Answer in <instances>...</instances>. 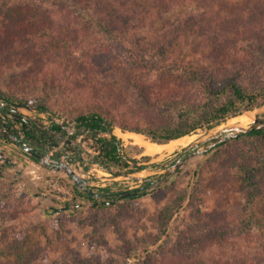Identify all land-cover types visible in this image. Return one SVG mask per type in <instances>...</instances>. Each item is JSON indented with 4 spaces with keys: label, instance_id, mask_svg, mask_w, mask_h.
Wrapping results in <instances>:
<instances>
[{
    "label": "rangeland",
    "instance_id": "374dc122",
    "mask_svg": "<svg viewBox=\"0 0 264 264\" xmlns=\"http://www.w3.org/2000/svg\"><path fill=\"white\" fill-rule=\"evenodd\" d=\"M252 2L225 0L229 9L246 13L264 8V1L258 6L250 5ZM16 3L18 0H0V20ZM22 7L26 12L21 18L34 17L31 10L43 12L47 8L30 4L27 11L25 5ZM200 11L199 2L194 1L154 16L151 27L138 28L132 22L112 32L100 30L93 21L88 34L54 21L57 34H53L52 46L46 40L50 32L37 27L41 24L38 20L34 40L2 64L0 87L29 105H45L53 117L67 123L73 124L80 113L98 112L113 122L112 134L113 130L118 137L119 131L129 132L147 139L142 133L122 128L147 130L168 110L201 102L202 80L207 74L222 79L227 69H236L248 90L264 87L263 32L255 31L237 44L232 39L222 42L220 50L236 46V57L241 61L235 60L238 64L231 66L214 64L201 39L209 32L208 24L221 18L218 12L201 21L187 16ZM180 16L182 23L177 25ZM233 19L228 18L224 26H230ZM253 22L246 21L248 27ZM201 24L204 26L195 33ZM241 25L245 26V21ZM161 39L172 43L167 54L181 62L171 76L160 74L165 63L155 45ZM20 113L42 123L38 112L21 109ZM256 114L264 116V105L238 119L247 125ZM234 120L199 129L188 135L193 139L189 144L156 156L145 155L130 140H118L122 154L137 162L136 166L129 163L128 170L152 180L171 168V160L183 148ZM74 144L84 150L82 163L70 160L71 146L61 141L38 162L12 146L3 150L15 163L6 166L0 161V264H163L161 258L175 257L188 264H203L199 253L215 264L263 263L264 143L259 138L232 139L194 157L164 180L151 183L134 196L116 199L112 209H98L80 195L83 191L100 194L103 189L129 192L144 187V183L114 177L102 169L96 163L99 158L91 138L83 136L71 143L72 147ZM248 149L253 151L249 158ZM55 153L61 164H68L84 180L83 185L77 186L63 170H55Z\"/></svg>",
    "mask_w": 264,
    "mask_h": 264
},
{
    "label": "trees",
    "instance_id": "16d2710c",
    "mask_svg": "<svg viewBox=\"0 0 264 264\" xmlns=\"http://www.w3.org/2000/svg\"><path fill=\"white\" fill-rule=\"evenodd\" d=\"M43 1L46 5L41 3ZM194 1L199 2L201 11L198 14L188 13L187 16L193 19L200 18L199 20L201 21L204 19L203 17H208V15L212 16L214 12H218L221 18V20H212L208 24L207 31L209 32L204 34L201 39V42H203L201 43L202 48L208 50L206 56L214 64L231 66L241 61L240 57H236L239 52L235 48L236 46L221 51L220 45L222 42L226 43V41L229 42L232 39L234 44H237L245 38H250L251 34L255 31L263 32L261 36L262 38L264 37V8L258 7L256 10L254 9V14L253 11L246 13L245 11L229 9L225 4V0H35L34 3L32 0H18V3L8 9L3 19L0 20V71L4 63L11 59L18 48L24 49L26 45L31 43V40H34L36 36L34 28H36L35 24L38 23V20H40L39 22L41 24L37 25V27H42L43 30L47 29L50 32V36L46 40L52 46L50 42L54 41L53 34L56 32L55 28L57 26L54 25V21L61 22L65 28H76V30H82V33L86 34H88L89 22L93 21H96L100 30L107 32L127 28L132 22L138 28L151 27L155 23L154 16L158 17L162 14H169L177 7L186 6L188 3ZM252 1L250 5L258 6L264 0ZM30 4L35 7L47 6V8L43 12L40 10H31L35 12L34 17L27 16L26 18H21V14L26 12L22 6L25 5L26 10L30 11ZM181 16H184V13ZM181 16L177 20V25L182 23ZM228 18L234 19L230 23V26H224V22ZM247 20L254 22L248 27ZM77 21H81V24L76 23ZM244 21L245 26L241 25ZM195 22L197 23V21ZM203 26L204 24L197 26L198 29L195 33L201 30ZM169 29L165 32V38L168 37ZM19 33L24 35L23 38L18 36ZM170 44L165 39H161L158 45H155V47H158L155 48V52L159 54V57L165 63V67L160 70L161 75L169 74L171 76L173 69H176L178 63H181L167 54ZM225 72L226 76L222 79H215L207 74L205 79L202 80L204 93L201 102L197 104L187 102L183 106L179 105V107H175L173 111L172 109L168 110L162 118L153 122L150 129L141 130L142 132L135 127L125 126L122 129L142 133L149 141L164 144L168 141L188 136L199 129H211L228 119L239 116L244 112L251 111L264 104V87L248 90L242 84L241 71L227 69ZM0 100L6 103L4 107L0 108L3 116L9 114L8 107L12 104L22 105L38 113H51L45 105L41 103L38 105H29L21 99H18L16 93L7 91L2 87H0ZM12 120L21 125L25 138L30 141V144H32L31 142L35 144L33 145L34 153L52 145L56 146L66 134L63 128L64 126L57 124L43 128L40 120L36 121L28 117L20 119L15 116ZM74 121L76 122V134H85L86 137L92 139L94 148L98 153L97 158H99L96 160V163L102 169L113 175L132 173V171L128 170L130 168L129 163L121 152L120 142L118 140L120 138L115 134L114 130L112 134L114 124L108 116L98 112L80 113L75 117ZM0 136L7 139L3 135ZM244 138H259L264 143V130H254L247 134L239 135L233 141H240ZM72 139L74 137L68 138V142L65 144L68 147L71 146V151H73L70 160L82 163L83 157L81 153L84 150L80 148V144L72 147L70 143ZM224 144H220L214 149L220 148ZM246 153H248L247 157L249 158L253 154V151L252 149H248ZM53 159L58 161L57 154L53 156ZM127 159L134 164L137 163L135 160ZM112 167L116 168V171L111 172ZM124 169L126 172H122ZM147 186L149 185L147 184L142 188L132 190L131 196H134L141 190H145ZM72 190H76L75 187ZM124 195L125 193L111 192L103 189L100 194L83 191L80 197L84 198L85 201L91 202L98 209H112L116 199L125 198ZM252 199L253 194L250 195L249 201L252 202ZM250 214L249 217L252 218V214L251 216ZM245 225L250 226L248 221H245ZM246 228L244 229L248 233L250 229L249 227ZM261 255L263 256V254ZM200 259H203L201 260L203 264H215L213 260L203 258L202 254L199 253ZM160 261L163 264H188L187 261L177 257L175 259L161 258ZM251 264H264V260L263 263H259L258 260Z\"/></svg>",
    "mask_w": 264,
    "mask_h": 264
},
{
    "label": "water",
    "instance_id": "95a60500",
    "mask_svg": "<svg viewBox=\"0 0 264 264\" xmlns=\"http://www.w3.org/2000/svg\"><path fill=\"white\" fill-rule=\"evenodd\" d=\"M5 104L6 103L4 101L0 100V108L4 107ZM262 105H264V104H262ZM8 109H9L10 115H12L13 117L15 116V117L20 118V119L24 118L23 114L20 113L21 109H25V110L34 112V110H32L30 108H26V107L19 105V104H12L11 106L8 107ZM245 113L246 112H244L241 115H245ZM241 115H239V116H241ZM237 117L238 116L231 118V121ZM254 130H264V116L261 117L260 114H256L254 116V119L251 118V122L247 125H239L238 123L227 124V127L218 131L217 133L209 134L205 138H203L202 140H199L197 143L191 144L188 147L183 148L182 151L176 156V158L171 160V162H174V164L171 166V168L165 170V172L162 173L153 182L162 181L167 176L172 175L177 170H179L182 166L187 164V162L190 159H192L194 157L205 155L206 153L211 151L216 146H218L220 144H224V143L236 138L239 135H244V134H247V133L252 132ZM0 133L3 134L5 137H7L9 140H11L14 144L19 143V138L16 135L12 134L11 132H9L7 130H4V128L1 126H0ZM58 158H59V156H58ZM1 160L5 161L6 166L10 165L12 163H15L14 162L15 160L12 157L6 155L4 153V151L0 148V161ZM59 161H60V159H58V161H55V164H56L55 170L56 171L63 170L65 173H67V175L70 177V179L72 181H74V183L77 186L84 184V180L81 179L79 176H77L68 164H61ZM126 161L128 163L132 164L133 166L134 165L136 166V164H134L133 162H131L127 158H126ZM47 162H48V159L46 158L44 160V164L47 165ZM23 168H26V166H23ZM145 169L148 170V168H145ZM119 176L131 179V180H135V181H142L143 182V181L147 180V179L146 180L143 179L138 173H134V172H132V173H120V174L114 175V177H119ZM129 195H130V193L126 192L124 196L127 197Z\"/></svg>",
    "mask_w": 264,
    "mask_h": 264
},
{
    "label": "built area",
    "instance_id": "2783aa9c",
    "mask_svg": "<svg viewBox=\"0 0 264 264\" xmlns=\"http://www.w3.org/2000/svg\"><path fill=\"white\" fill-rule=\"evenodd\" d=\"M1 115V113H0ZM38 117H41L43 120L47 119L48 121H43L42 120V125L43 128H48L53 124H57L59 126H64V130L66 132L65 136L61 139V143L66 144L68 141V138L70 137H74V139L71 140L70 143H74V141L79 142L80 139H82L83 136H85V134H76V122L72 123H67L66 121H64L61 118H56L53 117L51 114L46 113V112H40L39 114H37ZM13 116L10 114H7L5 116L1 115L0 116V126L4 128V130L8 131V128H10V130H18V126L16 124H9L11 123ZM47 123V124H46ZM81 143V142H80ZM76 145V144H74ZM14 147L17 148L13 143H9L7 140H5L4 138L0 137V148L2 150H7L9 149V147ZM60 146V145H59Z\"/></svg>",
    "mask_w": 264,
    "mask_h": 264
},
{
    "label": "bare ground",
    "instance_id": "6f19581e",
    "mask_svg": "<svg viewBox=\"0 0 264 264\" xmlns=\"http://www.w3.org/2000/svg\"><path fill=\"white\" fill-rule=\"evenodd\" d=\"M238 116L235 118V120L231 123H238L239 125H243L240 123ZM118 135L123 140H130L133 144L137 145L138 147L142 148L143 153L148 156H156L162 153H171L177 148L181 146H185L189 144L193 139L189 136H183L178 139H174L171 141H168L164 144H158L155 142H151L147 139H145L143 136L135 133H129V132H118Z\"/></svg>",
    "mask_w": 264,
    "mask_h": 264
},
{
    "label": "flooded vegetation",
    "instance_id": "af4514ba",
    "mask_svg": "<svg viewBox=\"0 0 264 264\" xmlns=\"http://www.w3.org/2000/svg\"><path fill=\"white\" fill-rule=\"evenodd\" d=\"M1 113V112H0ZM2 115V114H1ZM0 115V116H1ZM24 116V115H23ZM24 117H27V116H24ZM29 118V117H28ZM0 123H1V121H0ZM16 124L17 126H18V130H10V128H8V131L9 132H11L12 134H14V135H16L18 138H19V143L18 144H14L11 140H9L8 138V140L7 139H5V140H7L9 143H13L17 148L16 149H18V150H21V151H23V152H25L28 156H29V158L32 160L33 158L35 159V160H37V161H35L34 159H33V161H35V162H38L39 161V159L40 158H45V157H47V156H49L48 155V152H49V149H50V147H47V148H45V149H43V150H40V151H37L36 153H34V147H33V145H35L33 142H31L32 144H30V141H28L26 138H25V135H24V132H23V129H21V125L20 124H18V123H15L13 120H11V123H9V124ZM18 132V133H17ZM0 135H3V134H1L0 133ZM4 136V135H3ZM1 137V136H0ZM1 138H3V137H1ZM30 144V145H29ZM53 146V145H52ZM55 154H57V153H55ZM52 157H53V155H52ZM53 161H54V159H53ZM52 165H54V164H52ZM131 168V167H130ZM159 177V176H158ZM157 177V178H158ZM157 178H155V179H157ZM147 178H145V180H146ZM155 179H152V180H149V179H147L146 181H143V183H144V185H151V183H157V182H153ZM164 180V179H163ZM129 191V193H130V195L132 194V190H128ZM118 193H126V192H118ZM128 197V196H127Z\"/></svg>",
    "mask_w": 264,
    "mask_h": 264
}]
</instances>
